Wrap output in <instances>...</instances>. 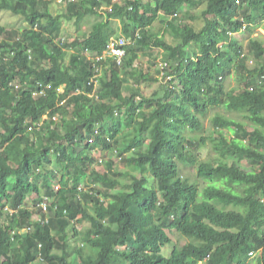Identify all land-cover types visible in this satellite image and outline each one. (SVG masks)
<instances>
[{
    "label": "trees",
    "instance_id": "obj_1",
    "mask_svg": "<svg viewBox=\"0 0 264 264\" xmlns=\"http://www.w3.org/2000/svg\"><path fill=\"white\" fill-rule=\"evenodd\" d=\"M53 2L0 0V264H264V0Z\"/></svg>",
    "mask_w": 264,
    "mask_h": 264
},
{
    "label": "rangeland",
    "instance_id": "obj_2",
    "mask_svg": "<svg viewBox=\"0 0 264 264\" xmlns=\"http://www.w3.org/2000/svg\"><path fill=\"white\" fill-rule=\"evenodd\" d=\"M202 7H199L195 10V14L199 15L200 11L202 10ZM50 11L52 13L53 16H58L61 17L65 14L66 10H65V5L61 4V3H55L53 2L51 7H50ZM236 20H240L241 17L239 15L235 16ZM24 22V19H22V17L19 16H15L13 14H11L10 12L7 11H0V25L4 26V27H12V28H18V29H23L26 27V24ZM264 24V22H263ZM202 25V22L198 20V22L195 24L196 29L200 28ZM158 25L155 24L154 27H152L150 29L151 33H155L158 30ZM81 31V29H77L72 23H67L63 21V26H62V38H64V40H70L75 38L79 32ZM82 32V31H81ZM230 37L233 38V40H237V41H241L243 43V45H245V51L247 50L246 48V44L248 42V39L250 38H260L264 40V26L258 27L256 29V31L254 32V34H252V37L249 36H244L242 34H235V33H231ZM165 40L169 41V37L165 36ZM156 55H157V59L155 61V68L157 69L158 66L162 63H165V60H167V56L168 54L166 52L163 51H156ZM250 57V56H249ZM251 58H249V60L247 61L248 66H253L252 61L250 60ZM161 78V76H158V80ZM160 81V80H159ZM236 85L235 81L233 79L229 80L227 82V86L229 88H234ZM130 87V86H129ZM159 86L155 85V84H151L150 86L148 85H140V88L142 90L143 95L148 98L151 97L152 94H154L155 92H159L160 89L157 88ZM206 127H209V124L206 123ZM96 156L98 157L100 155V153L98 151H95ZM208 154V151L206 149H202L199 153L198 156L201 159H204ZM131 172V169H123V172ZM133 174H135L136 176L138 175L137 172H133ZM122 179H126L125 177H122ZM51 186L53 188V190L57 191L59 188V185L57 184V181H51ZM81 189H85L87 192H89V189L81 186ZM84 190V191H85ZM33 198V197H32ZM32 207V202L31 200L25 203V208L30 209ZM37 218V217H35ZM81 223L77 224V230H82L87 228V226L89 225V221L87 219H80ZM170 245L165 246L162 250V254L163 255H167L168 252H170L171 247H173V241H175L176 245L181 246L183 245V243L185 242L184 239H180L177 234L175 232H171L170 233ZM69 248L71 251L76 250L78 247H80L81 245L76 242V241H72L71 239H69ZM72 259L73 261L77 262V259L75 258V256L72 255Z\"/></svg>",
    "mask_w": 264,
    "mask_h": 264
},
{
    "label": "built area",
    "instance_id": "obj_3",
    "mask_svg": "<svg viewBox=\"0 0 264 264\" xmlns=\"http://www.w3.org/2000/svg\"><path fill=\"white\" fill-rule=\"evenodd\" d=\"M114 3L117 2V0H112ZM61 0H58V3H60ZM124 45V40L123 38L117 39V38H112L108 44L107 51L105 52L106 56L113 57L117 60V63L120 64L121 58L124 56V52L121 49V46ZM162 67V65H161ZM163 68V67H162ZM18 88V87H16ZM40 206L42 207L43 210H46V203H41Z\"/></svg>",
    "mask_w": 264,
    "mask_h": 264
},
{
    "label": "clouds",
    "instance_id": "obj_4",
    "mask_svg": "<svg viewBox=\"0 0 264 264\" xmlns=\"http://www.w3.org/2000/svg\"><path fill=\"white\" fill-rule=\"evenodd\" d=\"M162 76H163V73L161 74V78H162ZM168 80H170L169 77H167V78L165 79V81H168ZM46 222H47V221H46Z\"/></svg>",
    "mask_w": 264,
    "mask_h": 264
}]
</instances>
